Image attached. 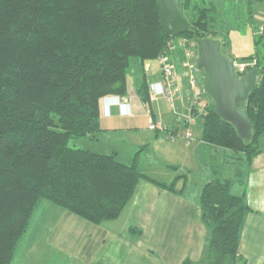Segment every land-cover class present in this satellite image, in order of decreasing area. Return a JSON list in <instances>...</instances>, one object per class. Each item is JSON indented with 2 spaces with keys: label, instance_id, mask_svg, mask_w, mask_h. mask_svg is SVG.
I'll use <instances>...</instances> for the list:
<instances>
[{
  "label": "trees",
  "instance_id": "16d2710c",
  "mask_svg": "<svg viewBox=\"0 0 264 264\" xmlns=\"http://www.w3.org/2000/svg\"><path fill=\"white\" fill-rule=\"evenodd\" d=\"M246 1L253 21V1ZM204 2L181 0L190 28L169 36L160 23L158 0H0V264L10 263L42 201L101 224L121 215L142 180L183 191L178 183L186 173L162 182L140 169L138 152L128 164L116 151L73 148L69 140L98 138L101 100L127 93L131 56L143 63L157 59L175 37L216 40L217 8ZM216 41L222 49L225 40ZM239 58L257 59L254 68L259 69L241 103L251 137H241L233 123L215 112L207 92L210 107L201 120L202 139L214 147L215 156L211 163L204 160L212 173L199 200L207 229L201 264H245L239 246L251 210L246 176L241 169L234 179L224 176L223 162L235 156L251 165L264 150V64L258 56ZM138 95L150 101L145 76ZM236 183L239 193L232 192Z\"/></svg>",
  "mask_w": 264,
  "mask_h": 264
},
{
  "label": "crops",
  "instance_id": "0c3cea01",
  "mask_svg": "<svg viewBox=\"0 0 264 264\" xmlns=\"http://www.w3.org/2000/svg\"><path fill=\"white\" fill-rule=\"evenodd\" d=\"M258 10L262 13L264 7ZM235 60L240 59L234 57L232 61ZM174 61L177 70L183 72L182 56H176ZM131 73L127 74V93L118 96L121 102L127 105L121 107L115 102H108L111 105L110 115L101 114L102 131L131 133L136 141H142L141 139L146 137L144 144H134L142 146L135 152L130 163L135 162L138 152L140 167V151L143 147L155 148L158 156L163 159V164L175 172L167 174V180L156 179L171 183L177 175L186 173L188 176L178 183V188H183V191L172 192L142 180L121 215L101 224L84 220L49 201L47 202L51 205L46 209L64 222V248L68 255L77 260L76 264H183L186 260H190L191 264H201L207 229L202 221L199 200L202 188L211 175L195 190L191 186L190 176L193 170L201 165L206 146H211L202 139L200 119H197L201 124L200 134H195L189 144L184 141L187 116L190 114L193 97L189 78L185 75L182 77L172 107L164 96L150 98L149 102H144L138 95L143 76L148 84L165 83L161 66L156 59L144 61L139 72L133 73V78ZM196 76L200 85L205 87L208 75L199 70L196 71ZM126 98L129 102L125 101ZM150 116L159 126L164 127L150 129ZM141 117L146 118L145 123H141ZM141 132L144 134L141 135ZM171 135H174V138H171ZM263 138L264 134L261 137V148L264 149ZM173 165L178 166V169H173ZM244 176L246 199L251 210L241 231L239 257L245 264H264V150L254 157ZM241 189L240 187L239 192ZM132 228L140 230V233ZM50 238L54 239L51 236Z\"/></svg>",
  "mask_w": 264,
  "mask_h": 264
},
{
  "label": "rangeland",
  "instance_id": "374dc122",
  "mask_svg": "<svg viewBox=\"0 0 264 264\" xmlns=\"http://www.w3.org/2000/svg\"><path fill=\"white\" fill-rule=\"evenodd\" d=\"M252 1L254 10L257 8L256 13L254 12V16L260 18V20L256 17L253 18V21L250 20L249 4L246 0H205L204 3H214L216 5V20L218 23L216 29L218 30V33L215 39L221 40L222 38L225 40V45L222 46L221 53L231 60L234 57L258 56L261 64H264V36H258L259 42H257L253 35V27L261 22V18L264 15L262 14L264 12L260 13L258 10L259 8L264 7V0ZM189 16L191 17V14ZM179 38L183 37H175L173 39ZM142 66L143 62L138 57L131 56L128 71V73L132 72L130 74V76H132L131 78H133V73L135 74L139 72ZM202 71L208 75L205 70ZM136 86H138V83ZM200 86L204 89V85ZM141 120V123H145L146 118L141 117ZM200 125L199 122L195 123L196 132L194 133V136L195 134H200ZM142 134H144V132H141V135ZM141 140L142 141H136L133 139L131 133L121 131L112 132L109 130L108 132L101 131L98 138L72 137L69 140V145L73 148L91 149L97 152L111 153L116 151L118 153V158L121 161L130 163L135 152L142 146H136L134 144H138L137 142L144 144L147 139L145 137ZM262 142L264 143V140H262ZM213 148L207 146L205 148L203 159L208 163H211L212 157L215 156L212 155L215 152ZM140 153V168L147 174L160 180H167V174L175 173L167 167L166 164H163V159L158 156L155 148H146L145 146ZM220 157L221 162H223L222 155H220ZM203 159L201 165L196 167L190 176L191 186L194 190L197 189L201 183H204L212 173L211 169H208L205 166L204 163L206 161ZM226 160L229 162H223L224 176L234 179L236 177L235 173L240 169L244 172V175L246 174L248 170V164L246 162L238 161L235 156H230ZM239 188L240 186L236 183L232 187V192L239 193ZM48 205L51 204L47 201H43L33 214L27 231L20 239L14 256L9 264L77 263V260L73 256L68 255L64 248L66 246L65 224L59 217L57 219V215H52L48 211V208L46 209ZM50 236L54 239H51Z\"/></svg>",
  "mask_w": 264,
  "mask_h": 264
},
{
  "label": "water",
  "instance_id": "95a60500",
  "mask_svg": "<svg viewBox=\"0 0 264 264\" xmlns=\"http://www.w3.org/2000/svg\"><path fill=\"white\" fill-rule=\"evenodd\" d=\"M160 23L169 36L185 33L190 28L181 9V0H158ZM198 67L204 69L209 78L205 84L214 101L215 112L231 122L243 138L251 137V124L244 105L252 87L257 82L259 69L253 68L244 76L235 73L233 61L221 53V45L213 38H196Z\"/></svg>",
  "mask_w": 264,
  "mask_h": 264
},
{
  "label": "built area",
  "instance_id": "2783aa9c",
  "mask_svg": "<svg viewBox=\"0 0 264 264\" xmlns=\"http://www.w3.org/2000/svg\"><path fill=\"white\" fill-rule=\"evenodd\" d=\"M253 35L255 37L264 35V15L260 24L253 27ZM195 40L188 38L173 39L169 42L168 51L158 57L156 60L161 66V71L165 79V83L154 82L149 84L150 98L158 96L166 97L169 104L174 107V102L177 96L180 81L185 75L189 78L190 89L193 92L190 114L187 116V127L184 133V140L189 144L194 139V125L197 119L202 120L203 115L207 114L210 107L209 97L206 96V89L201 88L199 80L196 76V71L201 70L197 63V49ZM180 53V54H179ZM178 55L182 56L183 72L177 70L174 58ZM235 73L238 77L244 76L249 70L257 64V59L251 60H235L233 61ZM129 102L128 99H125ZM121 107L127 105L121 102ZM129 105V104H128ZM110 104L106 98L101 100V114L110 115ZM164 125H158L153 117H149V128H163ZM174 138V135H171Z\"/></svg>",
  "mask_w": 264,
  "mask_h": 264
},
{
  "label": "clouds",
  "instance_id": "9594fccd",
  "mask_svg": "<svg viewBox=\"0 0 264 264\" xmlns=\"http://www.w3.org/2000/svg\"><path fill=\"white\" fill-rule=\"evenodd\" d=\"M118 96H119V95L106 96V97H104V98H106V101H107V102L112 101V102L117 103L119 106H121V105H120V104H121V99H120Z\"/></svg>",
  "mask_w": 264,
  "mask_h": 264
}]
</instances>
